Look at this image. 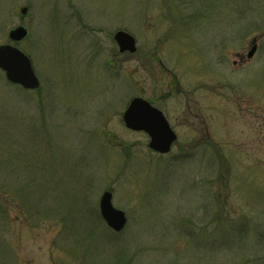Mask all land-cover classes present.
Here are the masks:
<instances>
[{"label":"rangeland","instance_id":"obj_1","mask_svg":"<svg viewBox=\"0 0 264 264\" xmlns=\"http://www.w3.org/2000/svg\"><path fill=\"white\" fill-rule=\"evenodd\" d=\"M19 25L41 86L0 70V264H264V0H0V45ZM135 97L168 154L125 126Z\"/></svg>","mask_w":264,"mask_h":264},{"label":"water","instance_id":"obj_2","mask_svg":"<svg viewBox=\"0 0 264 264\" xmlns=\"http://www.w3.org/2000/svg\"><path fill=\"white\" fill-rule=\"evenodd\" d=\"M27 11L26 7L21 9L22 14H26ZM27 35L28 30L24 26H19L10 31L9 38L13 42H20ZM114 39L121 53H135L138 50L135 37L124 30L117 31ZM256 50L257 46L254 45L248 53V58H252ZM0 69L6 73L8 81L25 89H36L40 86L30 58L15 45H0ZM123 119L128 129L144 131L149 135V148L155 152L169 153L178 138L163 112L144 98L132 99ZM112 198V191L107 190L103 193L100 199L101 216L111 229L121 232L127 224V217L124 211L114 207Z\"/></svg>","mask_w":264,"mask_h":264},{"label":"flooded vegetation","instance_id":"obj_3","mask_svg":"<svg viewBox=\"0 0 264 264\" xmlns=\"http://www.w3.org/2000/svg\"><path fill=\"white\" fill-rule=\"evenodd\" d=\"M241 60H243V62H244V59H243V57H241Z\"/></svg>","mask_w":264,"mask_h":264}]
</instances>
